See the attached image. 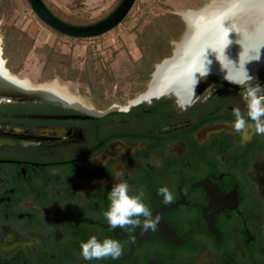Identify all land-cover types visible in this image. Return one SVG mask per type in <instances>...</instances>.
Segmentation results:
<instances>
[{"label": "flooded vegetation", "instance_id": "flooded-vegetation-1", "mask_svg": "<svg viewBox=\"0 0 264 264\" xmlns=\"http://www.w3.org/2000/svg\"><path fill=\"white\" fill-rule=\"evenodd\" d=\"M139 95L104 107L0 102V264H264V135L232 127L242 88L211 85L187 110L173 93ZM115 171L131 194L145 191L156 231L109 228ZM93 235L117 240L121 256L84 260Z\"/></svg>", "mask_w": 264, "mask_h": 264}, {"label": "trees", "instance_id": "trees-1", "mask_svg": "<svg viewBox=\"0 0 264 264\" xmlns=\"http://www.w3.org/2000/svg\"><path fill=\"white\" fill-rule=\"evenodd\" d=\"M24 1L29 6L27 0ZM42 1L57 18L70 24L86 25L103 18L88 20L85 16H64L55 13L45 0ZM74 2L78 6L82 5V0H75ZM119 2L120 0L117 1V4ZM11 5H13L12 0H0V18L4 11L6 13L9 11V6ZM135 7H137L135 15L137 21L134 27V43L139 52L137 58L118 59L116 51L105 57L99 50L89 48L86 50L82 59L83 63L80 66L72 63L69 60L70 58L65 56L60 50L58 44H40L34 49L35 55L41 63L39 81L59 77L79 82L82 90L87 88L93 100L102 104L100 107L106 106L107 94L109 92L112 93L114 86H116V96L114 97L120 99H122L123 93L127 88L132 92L143 91L155 65L163 58L171 55L173 42L178 41L185 31V22L179 14L171 9L158 12L150 4L140 3L139 0L134 1L122 21L130 17ZM10 13L7 14L9 15ZM32 13L56 37L84 41L106 33L89 38L66 36L48 27L34 12ZM20 22H24L25 25L23 19ZM20 24L13 22L8 26L2 27V56L5 58V66L12 74H17L23 68L24 59L32 47L34 37L39 29L33 20L28 22L23 29L20 28Z\"/></svg>", "mask_w": 264, "mask_h": 264}, {"label": "water", "instance_id": "water-1", "mask_svg": "<svg viewBox=\"0 0 264 264\" xmlns=\"http://www.w3.org/2000/svg\"><path fill=\"white\" fill-rule=\"evenodd\" d=\"M134 1L135 0H120V2L115 6V8L111 12H109L106 16H104L102 19L91 24L74 25L57 18L47 8V6L43 3L42 0H27L28 4L31 7V10L44 24H46L51 29L60 32L61 34L74 38L95 37L110 31L115 26H117L127 15ZM230 5H229V9L227 10H231L232 7L233 11L231 12L232 13L231 16L228 15L224 16L223 12L224 11L228 12L227 10H223V11L219 10V12H217L214 15L213 19L211 20L210 18L205 20L202 19L203 15H199L195 19L198 25L197 36L195 40L191 42L190 46L187 47L186 54L184 56V61H182L181 64H177L176 68L168 77L169 79L174 77L173 78L174 81L176 80H178V82L181 81L180 84L178 85V88L182 90L188 88L190 74L194 70V68L198 66L207 48L211 47L222 51L223 47L230 42L231 43L226 49V55L229 57V59L233 61H238L239 54L242 51L243 53L241 55V59L247 60L251 58L250 54L254 55L257 51L260 50L261 52L260 60L250 62L246 65V67L249 70L250 74L256 77L253 83L264 77V0H237L236 2H233ZM217 7L218 6H215V8H212V10H209V12L215 13L218 10ZM202 8L203 6L197 10H200ZM197 10H193V11H197ZM181 18L183 19L182 15ZM241 21L243 22L241 23ZM184 22L186 24L185 31L183 32L181 38L177 42H180L182 40V37L184 36V34L188 29V25L185 20ZM240 24H242V26ZM177 42L174 43V47L171 55L169 57L163 58L158 64L162 63L166 59L174 57L175 44ZM0 50H1L0 56L3 58L1 45H0ZM206 55L207 58L212 61V64L210 66L211 71L207 77L200 78L199 83L195 89L196 95L200 96L201 93L207 87L215 84H222L232 88H239V86L235 84H231L224 79L225 70H222L220 63L216 60V54L211 49L206 50ZM220 58L223 60V56H221ZM158 64L155 65L154 69ZM1 68H0V102H5V101H18V102L43 101V102H51V103L61 102V100L57 99L56 97L47 96L40 92L26 90L16 85L15 83H12L11 80L8 79L7 76H4L2 72L4 68V70L7 73L8 72L11 73L5 66L4 58ZM40 84H45V83H40ZM146 90L144 92H146ZM169 93H173L177 96L176 91L174 90L168 91L167 94ZM167 94L160 95L157 98H160ZM17 116L26 117V118L46 117L45 115H39V114H17ZM220 128L221 126L216 125L214 126L213 130H218Z\"/></svg>", "mask_w": 264, "mask_h": 264}, {"label": "clouds", "instance_id": "clouds-1", "mask_svg": "<svg viewBox=\"0 0 264 264\" xmlns=\"http://www.w3.org/2000/svg\"><path fill=\"white\" fill-rule=\"evenodd\" d=\"M230 43L226 44L222 51L211 47L206 50L211 49L216 54V60L220 63L222 70H225L224 79L243 90L242 98L246 112H242L239 107L232 109V115L235 118L232 127L237 133L252 128L257 134L264 135V86L260 83H253L256 77L250 74L246 67L252 61H259L261 52L259 50L254 55L250 54V59L242 60V51L238 61H233L226 55V49ZM206 50L198 66L190 74L186 99L184 103L179 104L182 110H187L201 98V96L196 95L195 89L200 78L210 74L212 64V61L207 58ZM221 56H223V60L220 58ZM113 178L118 182L114 183L108 192L109 206L103 212V217L106 219L109 228L114 230L116 228L132 227L135 229L139 227L141 234L149 230L156 231L162 217L159 214L153 216L149 206L144 203L145 191L141 188L136 194H131L130 185L123 179L122 171H115ZM158 194L162 197L165 205L174 201L173 193L166 186L160 187ZM78 196L84 199L85 194L80 192ZM80 249V254L86 261L102 260L109 257L117 259L123 252V246L117 240L104 238L101 241L95 235L86 242H81Z\"/></svg>", "mask_w": 264, "mask_h": 264}, {"label": "rangeland", "instance_id": "rangeland-1", "mask_svg": "<svg viewBox=\"0 0 264 264\" xmlns=\"http://www.w3.org/2000/svg\"><path fill=\"white\" fill-rule=\"evenodd\" d=\"M12 1L13 5L9 6V11L7 12L11 13L8 15L6 11H4L2 17L0 18V45L2 47L3 26H8L13 22H18V25L21 23L20 28L23 29L24 27H26L25 25H27L28 22L32 20L36 23L39 29L36 36L34 37L33 45L30 48L26 58L24 59L23 68L17 74H15L20 78H27L33 84H46L56 82L58 85L65 87L67 91L73 96L81 98V100L83 99L86 102L94 101L98 106H101V103L93 100L87 88H85L84 90L81 89V84L79 82L61 79L59 77L39 81L38 78L41 63L35 55V47L40 44L52 45L56 43L60 47V50L63 52V54L70 58L69 60L72 63L80 66L83 63V56L85 55L86 50H88L89 48H95L96 50H99L105 57H107L113 51L117 52L118 59H124L127 57L135 59L139 56V52L136 49L134 43V27L137 21L135 17L137 7L132 10L131 15L128 19L120 22V24L112 30L96 38L79 41L56 37L53 32L45 28L43 24H41L36 19V17L32 13L33 11L31 10L30 5L28 6L24 0ZM45 1L50 5L51 9H53L55 13H59L64 16L69 15L70 17L85 16L86 18H88V20H97L100 17H104L109 12H111L117 5L118 0H82V5L79 6L76 5V3L74 2L75 0ZM210 1L211 0H139L140 3L150 4L158 12H164L165 10L171 9L173 12L179 14L180 16L183 11L197 10L202 6L208 4ZM22 19L25 21V25L24 22H20L22 21ZM174 43L175 42H173V47ZM148 83L146 84L144 90L147 88ZM115 90L116 86L113 87L112 93L109 92L107 94L106 105L123 103L126 100H129L132 97H136L140 93L144 92V90L132 92L127 88L123 93L122 99H120L114 97L116 96Z\"/></svg>", "mask_w": 264, "mask_h": 264}, {"label": "bare ground", "instance_id": "bare-ground-1", "mask_svg": "<svg viewBox=\"0 0 264 264\" xmlns=\"http://www.w3.org/2000/svg\"><path fill=\"white\" fill-rule=\"evenodd\" d=\"M229 1V2H228ZM237 0H211L208 4L204 5L202 9L193 11V10H185L181 13L183 19L186 21L188 25V29L182 40L175 44L174 57L164 60L162 63L158 64L156 68L152 72V76L150 78L148 87L146 92L140 94L137 100L149 101L150 99L157 98L160 95L167 94L168 91L174 90L176 91L177 97L180 101L184 103L186 99L187 89H180L178 85L180 82L178 80L174 81L172 77L169 79L168 77L171 75L173 70L176 68L177 64H181L184 61V56L186 54L187 47L190 46L191 42L195 40L197 36V28L198 25L196 23V18L199 15H203L202 19H213L214 15L219 12V10H227L229 9V5ZM232 2V3H230ZM221 5V6H220ZM217 7V11L214 13H210L209 10ZM231 6V5H230ZM228 12H223L224 16L232 15V7L231 10H227ZM230 13V14H229ZM223 18V17H222ZM243 21H241L242 23ZM242 26V24H240ZM248 27V26H245ZM196 29V30H195ZM1 51V50H0ZM1 53V52H0ZM3 63V58L0 56V68ZM183 68V67H182ZM186 68V67H185ZM184 68V69H185ZM2 70V68H1ZM4 76H7L8 79L11 80L12 83L24 88L26 90H31L34 92H40L47 96L56 97L66 104L72 105H80L77 97L70 94L67 89L63 86L58 85L56 82L46 83V84H33L27 78H20L18 76L12 75L11 73H7L3 68Z\"/></svg>", "mask_w": 264, "mask_h": 264}]
</instances>
